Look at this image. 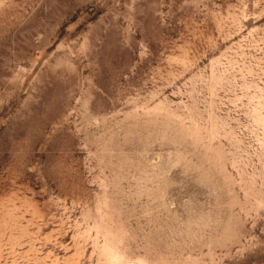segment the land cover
I'll list each match as a JSON object with an SVG mask.
<instances>
[{
	"label": "rangeland",
	"instance_id": "rangeland-1",
	"mask_svg": "<svg viewBox=\"0 0 264 264\" xmlns=\"http://www.w3.org/2000/svg\"><path fill=\"white\" fill-rule=\"evenodd\" d=\"M0 264H264V0H0Z\"/></svg>",
	"mask_w": 264,
	"mask_h": 264
}]
</instances>
